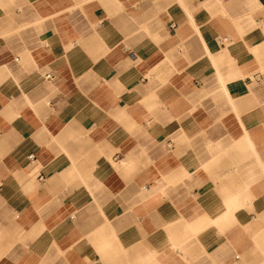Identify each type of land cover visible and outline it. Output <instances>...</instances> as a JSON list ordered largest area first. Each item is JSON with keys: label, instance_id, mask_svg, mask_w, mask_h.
<instances>
[{"label": "crops", "instance_id": "obj_1", "mask_svg": "<svg viewBox=\"0 0 264 264\" xmlns=\"http://www.w3.org/2000/svg\"><path fill=\"white\" fill-rule=\"evenodd\" d=\"M0 264H264V0H0Z\"/></svg>", "mask_w": 264, "mask_h": 264}, {"label": "built area", "instance_id": "obj_2", "mask_svg": "<svg viewBox=\"0 0 264 264\" xmlns=\"http://www.w3.org/2000/svg\"><path fill=\"white\" fill-rule=\"evenodd\" d=\"M51 78H52L51 75H47V76H46V79H51ZM30 160H31V161H34V160H35V156H34V155H31V156H30ZM39 181H43V177H40V178H39Z\"/></svg>", "mask_w": 264, "mask_h": 264}]
</instances>
